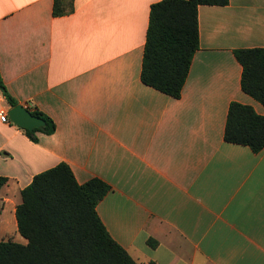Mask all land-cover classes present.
Returning <instances> with one entry per match:
<instances>
[{"label": "crops", "instance_id": "crops-1", "mask_svg": "<svg viewBox=\"0 0 264 264\" xmlns=\"http://www.w3.org/2000/svg\"><path fill=\"white\" fill-rule=\"evenodd\" d=\"M53 1L0 0L6 91L56 125L34 143L0 119V242L28 243L21 192L65 163L79 184L110 186L98 216L138 264H264V149L224 139L232 102L264 116L235 56L264 47V0L199 7L200 48L179 99L141 79L162 0H74L61 17ZM11 108L0 91V110Z\"/></svg>", "mask_w": 264, "mask_h": 264}, {"label": "trees", "instance_id": "trees-1", "mask_svg": "<svg viewBox=\"0 0 264 264\" xmlns=\"http://www.w3.org/2000/svg\"><path fill=\"white\" fill-rule=\"evenodd\" d=\"M229 0H162L151 6L141 79L168 96L179 99L195 53L200 48L198 10L200 6H226ZM74 0H54L52 15L74 12ZM242 65L244 93L264 106V47L237 50ZM0 76V91L10 106L16 101L6 91ZM45 125L24 129L34 143L38 133L52 135L55 122L34 111ZM224 139L248 146L254 153L264 149V116L238 102L229 106ZM8 178L0 176V191ZM110 186L100 179L79 184L70 167L61 163L42 172L22 190L16 209L20 234L26 245L0 242V264H138L109 234L97 213V206ZM152 247L156 242L149 241Z\"/></svg>", "mask_w": 264, "mask_h": 264}, {"label": "water", "instance_id": "water-1", "mask_svg": "<svg viewBox=\"0 0 264 264\" xmlns=\"http://www.w3.org/2000/svg\"><path fill=\"white\" fill-rule=\"evenodd\" d=\"M8 114L14 124L30 131L39 129L45 125V121L42 118L35 116L22 105L12 107Z\"/></svg>", "mask_w": 264, "mask_h": 264}, {"label": "built area", "instance_id": "built-area-1", "mask_svg": "<svg viewBox=\"0 0 264 264\" xmlns=\"http://www.w3.org/2000/svg\"><path fill=\"white\" fill-rule=\"evenodd\" d=\"M31 107H33L32 103H30V105L25 106V108H27V109H30ZM0 119L2 122H8L9 121L7 110H5V109L0 110Z\"/></svg>", "mask_w": 264, "mask_h": 264}]
</instances>
